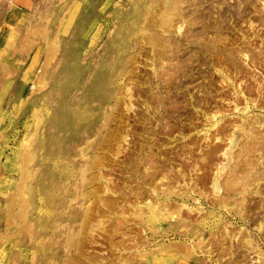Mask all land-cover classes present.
Wrapping results in <instances>:
<instances>
[{
  "label": "rangeland",
  "instance_id": "rangeland-1",
  "mask_svg": "<svg viewBox=\"0 0 264 264\" xmlns=\"http://www.w3.org/2000/svg\"><path fill=\"white\" fill-rule=\"evenodd\" d=\"M174 1L0 0V72L7 73L6 78L1 81L2 83L0 82V264H70L71 262L68 263L70 257L78 260L71 264H121L120 259H117L120 254L122 257L124 256L123 259H129L126 264H141V262L132 259L134 254L148 255L147 258L167 257L166 259L171 260L172 264H213L212 261L210 263V259H214V256H207L206 250L202 249L204 246L197 248L198 245L203 242L206 244L212 238L207 234L202 239L201 231L206 233L214 228L222 230L225 225L234 231L238 230L237 234L241 239L243 238V241L251 240L257 248L264 251V157L261 158L264 156V148H262L264 143L262 146L260 144L257 146V149L261 148L257 150L259 153L248 157L246 145L244 146L246 134L242 130H250L249 126L238 129L235 142L230 140V136L223 137L218 141L214 138L217 130L227 128L229 125L231 127V124H236L235 129H237L241 123L240 120L249 121L252 117L256 119V123L253 125L254 134L257 131L262 132L263 135L264 104L257 106L256 102H252L250 104L252 108H246L245 102L240 101L241 111L235 113L234 106L228 103L229 101L222 102V98L231 97V89L226 88L225 85H218L222 77L215 68L224 71L225 64H217L218 66L216 65L215 68L207 64L206 58L204 59L200 54V46H197L199 44L193 43L197 38L196 35L200 37L202 33H207V40L215 39L213 37L216 33L210 29L207 31L206 26L210 20L214 21V16L221 14L224 17L223 22L220 23L223 31L218 39L222 40V44L229 43L225 44L227 47L235 46L236 43L243 44L242 35L246 33V37L251 38L252 44L254 43L257 47L259 44L264 48V33L261 30L262 27L256 22V17L260 16L257 13L261 11L262 7L259 6L261 4L254 0H198L197 4H194L196 2L189 3L190 0L188 2L187 0H177L176 4ZM175 5L176 9H174ZM243 5H249V8ZM244 8H247V15L243 17V20H238L239 16L243 15V13L239 15L238 12L244 11ZM260 14L264 16V11ZM194 16L197 17L196 22ZM252 22L254 25L250 29ZM98 26L101 30V37L106 31L113 34L112 38L106 37V41H110L111 44L105 45L103 50L97 47L96 49L89 42L91 38L97 40L96 34L100 33L97 32ZM154 37L163 38L170 45L180 44L179 51L176 52L177 54L175 53L176 55L174 54V58L169 56V58L164 57L162 62L155 61V49L150 42V39L152 40ZM110 47L113 48L112 53L106 50ZM194 54L198 56V60ZM177 55L187 63V71H183L184 73L175 72V66L180 59ZM91 62L92 65H95L96 62L100 65L105 64L107 67L105 72L109 71L108 80L103 83L105 88L101 91L102 97L107 96L110 102L109 125L99 132L105 123L99 121L89 124L91 130L89 135L91 136L87 135L88 139L85 137L69 147L61 145L59 159L53 162L54 148L50 135L52 133L51 125L55 119L51 116V110L57 107L60 102L72 108L77 106L80 101L83 102L82 97L86 95L87 90H77L76 83L78 82L75 78L83 73L82 70L85 71V74L87 73L86 78H89L92 71L86 67ZM154 63L156 64L153 65ZM43 66L45 71H42ZM69 70L71 71L69 72ZM43 72L44 74H42ZM95 73L97 74V72ZM208 74L214 76L213 81L210 77H206ZM255 74L261 81L264 68L261 67ZM40 76L42 77L40 78ZM58 76L61 77L60 81L62 82H58ZM234 80L236 83L247 80L248 83L251 82V85H255L250 78ZM163 81H165V85H161L160 88L158 84ZM243 86L245 90V83ZM154 88L155 91L158 89L157 91H161V94L165 96L171 92V94L169 93L170 97L175 98L176 102L165 103L157 107V102L146 101L144 94L139 95L140 91L154 90ZM41 89L43 90L41 91ZM83 93L84 95H82ZM129 93L133 94H130L132 97L128 95ZM257 96L253 90L252 97L251 95L250 97L255 99ZM199 97H203L205 101L196 102V98ZM43 100H45L44 104ZM130 101L132 109H129ZM98 105L96 103L94 106ZM147 105L151 107L149 110L152 112L147 110ZM217 106L224 113L223 117L217 123H215L216 120L207 121L205 114L207 116L217 115ZM45 112L48 113L46 116L48 118L42 124ZM154 114L156 117L153 116ZM146 118L150 119V123L146 122ZM59 123L63 130L59 134L63 138L69 128L65 126V122L59 121ZM74 123L81 122L75 121ZM206 129L210 130L207 137L209 140L205 139ZM127 134L126 142L121 136ZM112 135L114 137L116 135V137L114 138ZM162 142L163 144H161ZM145 143L156 144L153 148V155L161 156L162 153H166V156L174 163L170 167L174 174L167 171L168 174L172 173L169 176L173 178L170 184L165 183L162 187L159 185V188L165 187L163 189H166V185L169 187L171 185L173 190L175 189L173 191L170 187L173 195L168 193L163 198L151 196L148 199L153 200H150L153 203L156 201L157 204H164L166 201L165 203L169 204L171 208L173 206L172 210L181 208L182 215L174 218L173 222L164 224L159 223L156 217L151 219L153 221L149 219V222L148 219L142 221L139 218L135 221L133 218H128L127 221H121L118 224L119 221L116 217H108L110 213L105 211L104 204L118 202L116 196H119L120 189L122 188V191L127 187L126 185L137 183L135 177L137 178L138 170L135 169V165L127 168L126 166L121 167V164H125L124 160L130 155V158H135L139 153H141V157L147 156L144 153L147 151L140 149V146L145 147ZM255 143L253 141L251 146H254ZM214 144L223 146L225 149V152L219 153V157L215 160L217 166L215 164L211 166L212 171L215 170L213 173L215 174L218 170V174L214 175L211 171L213 175L210 174L209 177H212V181L208 180L209 184L206 182L204 185H197L196 190H193L194 182L203 176V169L199 172V168H197V171L189 174L188 168L192 166L191 163H187L190 160V153H192L193 159H197L200 168H203L201 163L202 158L205 157L203 152L213 147ZM210 145L212 146L210 147ZM118 148H121L122 153L117 157L115 155L118 154ZM145 150L147 149L145 148ZM178 154L180 157H184L183 162L180 158L177 160ZM245 156L247 157L245 158ZM99 158L103 159L102 162L105 163L101 168L99 164L94 165ZM251 158L255 164L247 166L243 172L240 165ZM174 161H177L178 164ZM185 161L188 166L186 173L188 172L189 175L186 182H192L193 186L190 188L194 191H192L193 195L186 197L185 201L194 209L204 208V210H199L200 212L197 213L192 212V214H188L185 208L180 207L183 202L180 200L182 198H178L179 195L188 192L180 174L177 173L179 169H182L181 164H184ZM86 162L93 166L85 177L86 181L84 180L82 184L83 175L81 172H83ZM211 167L208 168L211 169ZM64 168L67 170L65 171ZM53 169L54 174L49 178L48 173ZM72 169L74 170L72 171ZM60 173L67 175L66 178H59L58 174ZM99 174L104 179L100 180ZM214 178L217 182V189L213 185ZM107 179H111L115 188L111 183L109 184ZM58 183L61 189L69 188L68 196L67 192H64V196H66L64 201L63 194H58L56 191ZM157 183H160V180ZM107 184L110 185V189H114L113 193L106 191ZM238 190L241 192L239 191V193ZM225 193L231 197H225ZM80 195L86 196L84 202L78 201ZM62 196V201L59 202ZM221 198H225L222 201L226 203L222 207L218 205ZM230 199L233 202L229 203ZM145 200L140 201L146 202ZM213 200L217 203L215 204ZM143 202L142 204H144ZM135 204L137 203L132 202V205ZM98 209L103 218L96 216L85 222L90 211L96 212ZM251 210L253 211L251 212ZM113 211L121 213L119 209H113ZM126 212L129 214L132 211ZM147 212H149L148 209ZM150 213L153 215V211ZM186 218L191 221V224L185 223ZM108 219L113 221L112 229L110 226L109 228L106 226L112 224H109ZM178 219L180 220L178 221ZM176 221L177 223H174ZM190 227H193V230ZM136 228L138 230H135ZM79 230L80 234H78ZM147 231L150 234L147 235ZM130 235H137L135 241H138L135 244L129 240L132 239ZM123 236L126 242L123 240ZM126 236L128 237L126 238ZM197 236L199 237L197 238ZM81 241L84 243L79 249ZM116 241L120 243L119 246ZM164 242L171 244L172 249L175 248V242H187L196 248L188 252L189 254L181 249L176 251L175 255L170 254L171 252L163 254L158 248ZM242 245H244L243 248H249L246 243H242ZM164 249L167 250V248ZM88 256L92 258L89 257L91 260L87 262ZM93 257H95L94 260H92ZM252 257L253 260L257 259V256L253 255ZM156 262L158 263V260Z\"/></svg>",
  "mask_w": 264,
  "mask_h": 264
},
{
  "label": "bare ground",
  "instance_id": "bare-ground-1",
  "mask_svg": "<svg viewBox=\"0 0 264 264\" xmlns=\"http://www.w3.org/2000/svg\"><path fill=\"white\" fill-rule=\"evenodd\" d=\"M175 1H177V0H175ZM174 1V2H175ZM189 0H187V2H188ZM196 1H198V0H190V2L189 3H191V2H196ZM249 1H252V0H249ZM249 1H246V2H249ZM178 2V1H177ZM177 2H175V4L177 3ZM186 2V3H187ZM254 2H259L261 5H259V6H261L262 8H261V11H260V13L262 12V11H264V0H254ZM251 3V2H250ZM256 3V4H257ZM194 4H197V2L196 3H194ZM193 4V5H194ZM255 4V3H254ZM253 4V5H254ZM174 5V4H173ZM243 6H247V8H249L248 6L249 5H243ZM255 6V5H254ZM258 6V5H257ZM173 7V6H172ZM256 7V6H255ZM247 8H244L245 10L244 11H240V12H238L239 13V15H241L242 13H243V15L242 16H239V19L238 20H243V17H245L246 15H247ZM256 8H258V7H256ZM174 9H176V5L174 6ZM238 10V9H237ZM179 11V10H178ZM250 13V12H249ZM259 12L257 13V14H259L260 16L259 17H256V22L259 24V26H261L262 28H261V30L263 31V33H264V16L262 15L261 16V14H260ZM96 14V13H95ZM216 14H217V12H216ZM214 16V15H213ZM212 16V17H213ZM252 16V15H251ZM201 17V16H200ZM194 18H195V22H196V19H197V17H195L194 16ZM209 18V17H208ZM223 18L224 17H222V15L221 14H217L216 16H214V21H212V20H210V22L208 23V25L206 26V30L207 31H209L208 29H210L211 31H214L215 33H216V35H214V37L213 38H215L214 40H207V38H208V36L206 35L207 33H202L201 35H200V37L198 36V35H196V39H195V41L193 42V41H191V42H193V43H196V45L197 44H199V45H197V46H200V54L204 57V59L206 58V63L207 64H209V65H211L212 67H214L215 68V66L217 65V64H225V67L224 68H226L224 71H222V70H218V68H215L216 69V71L217 72H219L220 73V76L222 77V80L220 81V83L218 84V85H222V86H226V88L228 87L229 89H231V91L230 90H228V91H230V98H222L221 99V97H220V99L222 100V102L223 101H229L228 103H230L231 105H233L234 106V112L235 113H237V112H240L241 111V108H240V106H239V103H240V101H244L245 102V104H246V108H252L251 107V103L252 102H256L257 103V106H258V104H260V105H262L263 106V104H264V75H261V81L259 80V78H257V74H255V72L258 70V69H260L261 67H263L264 68V48H262V46L260 47V45L258 44V47L257 46H255V44L253 43H251V38L250 39H248L249 37H246L247 35H246V33H244L243 35H242V39H243V44H240V43H236V45L235 46H230V47H227V45H225V44H229V43H223L222 44V40L221 39H218V38H220V36H221V32L223 31V29L221 28L222 27V25L220 24L221 22H223ZM210 19V18H209ZM247 19V18H246ZM200 20V19H199ZM211 21H212V24H211ZM246 21V20H245ZM249 21V20H248ZM106 22V21H105ZM214 22H215V24H214ZM62 23V22H61ZM60 23V24H61ZM165 23V22H164ZM169 23V22H168ZM198 23H199V21H198ZM255 23V22H254ZM256 24V23H255ZM257 24V25H258ZM163 25V24H162ZM224 25V24H223ZM253 22L252 23H250V29H252L253 28ZM60 26V25H59ZM100 26V25H99ZM99 26H98V30H97V32L99 31L100 33L97 35L96 33V37H97V40H94L93 38H91L90 40H89V42H91V45L93 44V47H97V48H100V49H104L105 48V45H107L108 43H110V41L108 42V41H106V37L108 36L109 38H112V35L113 34H111V32L109 31L108 33H107V31H106V33L104 32V34H102V37H101V30H99ZM241 26V25H240ZM243 27V26H242ZM252 27V28H251ZM167 28V27H166ZM255 28V27H254ZM101 29V28H100ZM204 30V29H203ZM226 30V29H225ZM199 32V31H198ZM203 32V31H202ZM245 32V31H244ZM248 32V31H247ZM196 33V32H195ZM191 34H194V33H191ZM206 36H205V35ZM214 34V33H213ZM248 34V33H247ZM57 35H58V33H57ZM82 35V34H81ZM204 35V36H203ZM202 36V37H201ZM261 36V35H260ZM115 37V36H114ZM229 38V37H228ZM261 38V37H260ZM231 39V38H230ZM227 40H229V39H227ZM239 40V39H238ZM150 42H151V46L152 47H154L153 49H155V52H154V54H155V57H156V59H155V61H161L162 62V60H163V58L164 57H168L169 58V56L171 57H173L174 56V54L177 52V51H179L178 49H179V47H180V44H177L176 43V45L175 44H173V45H170V43L168 42V41H165L163 38H160V37H154V39L152 38V40L150 39ZM190 42V43H191ZM237 42V41H236ZM264 42V41H263ZM111 44V43H110ZM109 44V45H110ZM172 44V43H171ZM232 44V43H231ZM263 44V43H262ZM261 44V45H262ZM113 45V44H112ZM192 45V44H191ZM194 45V44H193ZM232 45H234V43L232 44ZM195 46V45H194ZM264 46V45H263ZM174 47V48H173ZM96 48V49H97ZM51 49V48H50ZM86 49H88L87 47H86ZM85 49V50H86ZM57 50V49H56ZM107 50V52H110V53H112L113 52V48L112 47H110L109 49H106ZM54 51V50H53ZM87 52V51H86ZM102 52V51H101ZM100 52V53H101ZM42 53V52H41ZM178 53V52H177ZM176 53V54H177ZM175 54V55H176ZM198 54V53H197ZM195 55V54H194ZM51 56V55H50ZM54 56V55H53ZM75 56V55H74ZM178 56V55H177ZM193 56V55H192ZM240 56V57H239ZM46 57V56H45ZM49 56H47V58H48ZM55 57V56H54ZM179 57V56H178ZM195 57L197 58L198 56L197 55H195ZM174 58V57H173ZM180 58V57H179ZM178 58V59H179ZM242 58V59H241ZM49 59V58H48ZM47 59V60H48ZM190 59V58H189ZM188 59V60H189ZM185 60H187V59H185ZM190 60H193L192 58L190 59ZM197 60H198V58H197ZM46 63V62H45ZM157 63V62H156ZM156 63H154L153 65H155ZM205 63V64H206ZM73 64H74V62H73ZM94 64V63H93ZM47 65H49L48 63H47ZM71 65V64H70ZM108 65V64H107ZM158 65V64H157ZM187 65V63H186V61H184V60H182L181 58L178 60V63L176 64V66H175V72L176 71H178V72H183V71H187L186 70V66ZM45 66V65H44ZM43 66V68H42V71H45L44 69H45V67ZM218 66V65H217ZM221 66V65H220ZM46 68H48V67H46ZM87 69H89V70H91L92 72H91V76H89V78H86L87 77V73L85 74V71L84 70H82L83 71V73L82 74H80L79 75V77H77V78H75L76 79V82H78V83H76L77 84V90H87V93H86V95H84V93L82 94V95H84L82 98H83V102H81L80 101V103L79 104H77V106H73L74 108H72L71 106H67L66 104H64L63 102L61 103H59L58 104V106L57 107H55L54 109H52L51 110V116L55 119V120H53V122H52V125H51V129H52V133H51V135H50V138H51V141H52V144H53V152H52V158H53V162L54 161H56V160H58L59 159V156H60V151H59V149H61V145H65V146H71V145H74L75 143H78L79 141H81L83 138H85L87 135H89V134H91L90 132H91V130L89 129V124H91V123H97V122H99V121H101V122H103V123H105V125H104V127L102 128V129H100V131L99 132H101L103 129H105L108 125H109V122H110V116L108 115V113H109V111H110V109H111V107H110V105H109V101H108V98H107V96H105V97H102V95H101V91H103L104 90V88H105V86H103L104 84V82L106 83V81L108 80V72L109 71H107V72H105V68H107V67H105V64H102V65H100V63H97L96 62V64L95 65H92V62H91V64H89L88 65V67H86ZM117 69V68H116ZM115 69V70H116ZM71 70H69V72H70ZM81 71V72H82ZM80 72V73H81ZM95 72H97V74L95 73ZM78 73V72H77ZM115 73H116V71H115ZM184 73V72H183ZM6 72H0V82L3 80V79H5L6 78ZM42 74H44V72L42 73ZM85 74V75H84ZM112 74V73H111ZM204 74V73H203ZM41 75V74H40ZM179 75V74H178ZM182 76V75H181ZM204 76H205V74H204ZM42 76H40V78H41ZM46 77V76H45ZM206 77H210L211 78V80L212 79H214L213 77L214 76H212L211 74H208V76H206ZM220 77V78H221ZM61 77L60 76H58V82L61 80L60 79ZM78 78H79V81H78ZM179 78V77H178ZM237 78H243V79H247V78H250V80H252V81H254V83H255V85H251L250 83H248L249 81H247L246 80V82H244V81H242L241 83H236L235 82V80L234 79H237ZM41 81V80H40ZM65 81V80H64ZM213 81V80H212ZM60 82H62V81H60ZM167 82V81H166ZM245 83V90H244V86H243V84ZM2 83V82H1ZM148 83V82H147ZM211 83V82H210ZM214 83H216V82H214ZM254 83H252V84H254ZM40 84H42V83H40ZM167 84V83H166ZM150 85V84H149ZM156 85V84H155ZM161 85L163 86V85H165V81H163V82H160L159 84H158V86H160V88H161ZM76 86V85H75ZM242 86H243V88H242ZM204 87V86H203ZM210 87V86H209ZM1 88V87H0ZM7 90V89H6ZM43 89H41V91H42ZM158 90V89H157ZM155 91V88H154V90H148V91H140V93H139V95H142V94H144V96H145V98H146V101H153V102H157L158 104H157V107H158V105H163V104H165V103H171V102H173V101H175V98L173 99L172 97H170V94H171V92H169L168 94H166V92H168V91H166L165 92V94H166V96L165 95H163V94H161V91L159 92V91ZM255 91L256 93H257V98H255V99H252L251 97H252V91ZM38 91V90H37ZM39 91H40V89H39ZM129 91V90H128ZM199 91V90H198ZM205 91V90H204ZM36 92V91H35ZM209 92V91H208ZM214 92V91H213ZM106 93V90L104 91V94ZM163 93V92H162ZM207 93V92H206ZM211 93V92H210ZM223 93V92H222ZM251 93V94H250ZM131 93H129L128 95L130 96V97H132L131 95H133V94H131ZM212 94V93H211ZM215 94V93H214ZM206 95V94H205ZM208 95V94H207ZM206 95V96H207ZM250 95H251V97H250ZM254 95V94H253ZM199 96V95H198ZM204 96V95H203ZM214 96V95H213ZM81 97V96H80ZM210 97V96H209ZM229 97V96H228ZM81 98V99H82ZM206 98V97H205ZM254 98V97H253ZM212 99V98H211ZM51 100V99H50ZM131 100V99H130ZM142 100V99H141ZM145 100V99H144ZM206 100H207V98H206ZM210 100V99H209ZM218 100V99H217ZM47 101V100H46ZM185 101V100H184ZM198 101V103H202L203 101H205L204 99H203V97H199V98H196V102ZM44 102H45V100H43V104H44ZM141 102V101H140ZM176 102V101H175ZM174 102V103H175ZM96 103H98L99 105L98 106H94V105H96ZM132 102L130 101V103H129V109H132V104H131ZM143 103V102H142ZM147 103V102H146ZM145 103V104H146ZM182 103V102H181ZM226 103V102H225ZM255 103V104H256ZM51 104V103H50ZM154 104V103H153ZM241 104V103H240ZM185 105V104H184ZM203 105V104H202ZM254 105V104H253ZM168 106V105H167ZM166 106V107H167ZM186 106V105H185ZM208 106V105H207ZM222 106V105H221ZM147 110H149V109H151V107L149 106V105H147ZM217 108H218V106H217ZM175 109V108H174ZM120 110V109H119ZM44 111H45V109H44ZM149 111H151V110H149ZM156 111V110H155ZM148 112V111H147ZM152 112V111H151ZM158 112V111H157ZM156 113V112H155ZM158 113H160V112H158ZM217 113L218 114H220V115H213V114H211L210 116H207L206 114H205V117H206V119H207V121H214V120H216L215 121V123H217L218 122V120H220V118L221 117H223V115H224V113L221 111V108L219 109L218 108V110H217ZM44 114V120H42V124L43 123H45V119H47L46 118V116H48V113L46 114V112L45 113H43ZM222 114V115H221ZM158 115V114H157ZM153 116H155L156 117V114H154ZM147 117V116H146ZM27 118V117H26ZM161 118V117H160ZM114 120V119H113ZM144 120H145V118H144ZM160 120V119H159ZM162 120V119H161ZM58 121V122H57ZM59 121H63V122H65V126H67L68 128H69V130L68 131H66L65 132V135L63 136V138H61L60 137V132L61 131H63V130H61L62 128H61V126H60V123H59ZM81 122V123H74V122ZM191 121V120H190ZM241 121V123H240V125H238V128L237 129H235V126H237L236 124H231L232 126L230 127V125H229V127H230V129H229V127H224V128H222L221 130H217V132H216V135H215V140H220L221 138H223V137H227V136H230L231 138H230V140L232 141V142H235V141H237L236 140V135H237V131H238V129H240V128H242V129H244L243 128V126H245V127H247V126H249L248 128L250 129V130H242V131H244V134H246V137H245V144H244V146L246 147V149H247V153H246V155L249 157V156H252V154H254V156H255V153L257 154V153H259L257 150H260L259 148L257 149V146H259V144L262 146L263 145V143H264V134L262 135V132H257V131H255L256 132V134H254V131H253V125H254V123H256V119H254L253 117L251 118V119H249V121L248 120H240ZM129 122V121H128ZM146 122H148V123H150V119H147L146 118ZM159 122H161V121H159ZM261 122V121H260ZM115 123V122H114ZM259 123V122H258ZM203 125H206V124H203ZM212 125V124H211ZM213 125H215V124H213ZM212 125V126H213ZM44 127V126H43ZM43 127L41 128L42 129V131H43ZM66 127V128H67ZM197 127V126H196ZM180 129V128H179ZM185 129V128H184ZM116 130V129H115ZM41 131V130H40ZM41 131V132H42ZM117 131V130H116ZM183 131V130H182ZM209 131L210 130H208V129H206L205 130V136H206V138L205 139H208L207 137H208V133H209ZM128 132V131H127ZM135 132V131H134ZM119 133V132H118ZM140 133V132H139ZM142 133V132H141ZM239 133V132H238ZM40 135H42L41 133H40ZM101 135V134H100ZM119 135V134H118ZM89 136H91V135H89ZM113 136V135H112ZM127 136H128V134L127 135H125V136H121V137H123L122 139H123V141H126L127 140ZM144 136V135H143ZM222 136V137H221ZM114 137V136H113ZM115 137H116V135H115ZM114 137V138H115ZM87 138V137H86ZM114 138H113V140H114ZM210 138V137H209ZM88 139V138H87ZM110 139V138H109ZM151 139V138H150ZM156 139V138H155ZM40 140H41V137H40ZM152 140H154V138H152ZM209 140V139H208ZM256 140V141H255ZM115 141H117V140H115ZM114 141V142H115ZM121 141V140H120ZM119 141V142H120ZM211 141V140H210ZM252 141V142H251ZM253 141H254V143H255V145L252 147L251 146V143H253ZM106 142V141H105ZM111 142V141H110ZM127 142V141H126ZM198 142V141H197ZM222 142V141H221ZM83 143V142H82ZM86 143H87V141H86ZM89 143V142H88ZM199 143V142H198ZM107 144V143H106ZM161 144H163V142L161 143ZM160 144V145H161ZM192 144V143H191ZM248 144V145H247ZM44 145V144H43ZM82 145V144H81ZM87 145V144H86ZM99 145H102V144H99ZM198 145V144H197ZM215 145V146H214ZM213 145V147H211L212 145H210V147L211 148H209V149H207V151H205V152H203V155L205 156V157H203L202 158V160H201V163H202V167L203 168H200V165H199V163L195 160V158L193 159L191 156V154L192 153H190V156H189V159L191 160V159H193L192 160V162H190V160L187 162V161H185V163L184 164H181L183 167H181L182 169H179L178 170V175L180 174V178H181V180L183 181V183H184V185L187 187L186 189H187V191L188 192H186V193H183V194H181V196L179 195L178 196V198H182V199H180L183 203L180 205V207H183V208H185V210L188 212V214H192V212H200V211H202V210H204V208H200L199 210H197V209H194V208H192L191 207V205H189V204H187V202L185 201V199H187L186 197H188L189 195H193V190H196V186L198 185H200V184H202V185H204V183H206L208 180L210 181H212V177H209V175L211 174V171H212V165L213 164H215L216 165V163H215V160L219 157V153H222V152H225V149L223 148V146H220V145H217V144H214ZM231 145H233V144H231ZM80 146V145H79ZM107 146V145H106ZM110 146V145H109ZM140 146V145H139ZM145 147L143 148V147H141L140 146V149H144L143 151H147V152H144L145 153V155H147V156H143V157H141L142 155H141V153H139L137 156H135V158H130L131 157V155H130V157H128V158H126L125 160H124V163L125 164H121V167H124V166H126L127 168H130V166L131 165H135V169H137L138 171H137V178L135 177V180H136V182L137 183H135V184H131V185H126L127 187H123L124 189L121 191V189H120V192H118V197L116 196V198H117V200H118V202H116V203H106V205L104 204V206H105V211H108L110 214L108 215V217L110 216V218H117V220L119 221L118 222V224H120L121 223V221H127V219L128 218H133L135 221H136V219H139L140 218V220H147L148 219V222H149V219L151 220L152 218H157L158 220H159V223H168V222H170V221H172L174 218H176L177 216H181L182 214L180 213V209H178V210H172V208H173V206H172V208L170 207V205L169 204H166L165 202H164V204H157V202L156 201H154L155 203H153V202H151V201H153V200H151V199H148V198H151V196H161L162 198L163 197H165L168 193H170V194H172L173 195V192L170 190V187H171V185H170V187L169 186H167L166 185V189H163V188H165V187H163V188H159V185L162 187V185H164L165 183L167 184V183H169L170 184V181H172V177H169V176H171L170 174H172L173 172V170L171 171V169H170V167H171V165L172 164H174L173 163V161L169 158V157H167L166 155V153H162L161 154V156L160 155H158V154H154L153 155V148H154V146H156V144H154V143H152V144H150V143H148V144H146L145 143V145H144ZM192 146V145H191ZM195 146V145H194ZM207 146V145H206ZM93 147V146H92ZM121 147V146H120ZM196 147V146H195ZM43 148V147H42ZM104 148V147H103ZM108 148V147H107ZM106 148V149H107ZM115 148V147H114ZM145 148L147 149V150H145ZM262 148H264V145L262 146ZM102 149V148H101ZM119 149V151H118V154L117 155H115V156H119V154H121L122 153V150H120L121 148H118ZM244 149V148H243ZM84 150H86V149H84ZM105 150V149H104ZM110 150V149H109ZM113 150H115V149H113ZM190 150V149H189ZM139 151V150H138ZM142 151V150H141ZM142 151V152H143ZM264 151V150H263ZM112 152V151H111ZM114 152V151H113ZM150 152L152 153L151 155H150ZM41 153V152H40ZM161 153V152H160ZM42 154V153H41ZM40 154V155H41ZM137 154V153H136ZM163 154H165V155H163ZM176 154V153H175ZM245 154V153H244ZM156 155V156H155ZM104 156V155H103ZM178 156V158H177V160L180 158V160H182V159H184V157H180L179 156V154L177 155ZM247 156H245V158L247 157ZM40 157V156H39ZM175 157H176V155H175ZM253 157V156H252ZM264 156H262L261 158H263ZM41 158V157H40ZM104 158V157H103ZM255 158V157H254ZM8 159V158H7ZM46 159V158H45ZM71 159V158H70ZM154 159V160H153ZM227 159H229V158H227ZM102 160L103 159H98L95 163H94V165L96 166V165H100V168H101V166L103 167L104 165H103V163L104 162H102ZM175 160V159H174ZM180 160H179V162H180ZM195 160V161H194ZM252 160V161H251ZM130 161V162H129ZM184 160H182L181 162H183ZM220 161V160H219ZM218 161V162H219ZM254 160L251 158V159H248V160H245L244 161V163H242V165H240V169L243 171V170H245L246 168H247V166H251V165H254L255 164V162H253ZM31 162V161H30ZM106 162V161H105ZM174 162H176L177 163V161H174ZM191 163L192 164V166L190 167V168H188V170H189V174H191L193 171H195L197 168H199V172H200V170H202L203 169V176L202 177H200L197 181H195L194 179V183H195V187H193V190L190 188V186H193V184H192V182L191 183H187L186 182V179H187V176H189L188 175V172L186 173V171H187V167L188 166H186V164L187 163ZM214 162V163H213ZM241 162V161H240ZM262 162V161H261ZM107 164H108V162H106ZM110 163V162H109ZM175 163V164H176ZM85 164V167H84V169L82 170L83 172H81L82 173V177H83V179H82V184H83V182H84V180L86 179L85 177L87 176V174H88V171H90V169H91V167L93 166L91 163H89V162H86V163H84ZM105 164V163H104ZM178 164V163H177ZM190 164V165H191ZM220 164V163H219ZM110 165V164H109ZM237 165H239V164H237ZM260 165V164H259ZM64 166V165H63ZM217 166V165H216ZM215 166V169L217 170V167ZM69 167V166H68ZM99 167V166H98ZM97 167V168H98ZM211 167V169H209V168ZM239 167V166H238ZM56 168H57V164H56ZM119 168V167H118ZM219 168H222V167H219ZM115 169H117V168H115ZM120 169V168H119ZM135 169H133V170H135ZM239 169V170H240ZM257 169V168H256ZM64 170H65V168H64ZM67 170V169H66ZM65 170V171H66ZM74 169H72V171H73ZM118 170V169H117ZM121 170V169H120ZM131 170V169H130ZM238 170V171H239ZM167 171H170V172H172V173H170V174H168L167 173ZM197 171V170H196ZM213 171H215V170H213ZM213 171H212V173H213ZM241 171V172H242ZM59 172V171H58ZM134 172V171H133ZM217 172V173H216ZM215 172V174L214 175H216V174H218V170ZM240 172V173H241ZM244 172V171H243ZM72 173V172H71ZM70 173V174H71ZM124 173V172H123ZM176 173V174H177ZM201 173H202V171H201ZM254 173V172H253ZM53 174H54V169L51 171V172H49L48 173V177L50 178V177H52L53 176ZM80 174V173H79ZM97 174V173H96ZM102 174V173H101ZM101 174H99V176H98V178L100 179V180H102V179H104L103 178V176L101 175ZM174 174V173H173ZM175 174V175H176ZM213 174H211V175H213ZM246 174V173H245ZM251 175H252V173H250ZM120 175V174H119ZM129 175V174H128ZM127 175V176H128ZM250 175V176H251ZM58 176H60L59 178H66V176L67 175H65V174H58ZM69 176V175H68ZM133 176V175H132ZM135 176V175H134ZM218 177V176H217ZM238 178V177H237ZM40 179V178H39ZM106 179V178H105ZM124 179V178H123ZM175 179H176V177H175ZM196 179V178H195ZM249 179V178H248ZM27 180V179H26ZM29 180V179H28ZM61 180V179H60ZM64 180V179H63ZM97 180V179H96ZM108 180V179H107ZM133 180V179H132ZM160 180V183H157L158 181ZM180 180V179H179ZM178 180V181H179ZM190 180H192V179H190ZM224 180V179H223ZM223 180H222V182H223ZM59 181V180H58ZM86 181V180H85ZM109 181V184L111 183L112 184V186H114L113 185V182L111 181V179L110 180H108ZM130 181V180H129ZM178 181H176V182H178ZM210 181V182H211ZM64 182V181H63ZM128 182V181H127ZM133 182V181H132ZM60 183V182H59ZM57 184L56 185V191H57V193L59 194H63V196L65 195L64 194V192H67L66 194H67V196L69 195V188H66V187H64V189H61V188H59V185L60 184ZM70 183V182H69ZM130 183V182H129ZM175 183V182H174ZM182 183V182H181ZM208 183V182H207ZM236 183V182H235ZM248 183V182H247ZM250 183V182H249ZM32 184V183H31ZM115 185H116V183H114ZM124 184V183H123ZM172 184V183H171ZM209 184V183H208ZM119 185V184H118ZM117 185V186H118ZM201 185V186H202ZM212 185V184H211ZM213 185H215V187L214 188H216L217 189V182H216V179L214 178L213 179ZM225 185V184H224ZM110 186V185H109ZM109 186H108V184L106 185V191L107 192H114L112 189H110L109 188ZM123 186V185H122ZM222 186V185H221ZM227 186V185H226ZM241 186V185H240ZM114 188H115V186H114ZM195 188V189H194ZM222 188V187H221ZM260 188V187H259ZM21 189V188H20ZM58 189V190H57ZM159 189V190H158ZM171 189L173 190V188L171 187ZM237 189V188H236ZM55 190V189H54ZM259 190V189H258ZM173 191H175V189L173 190ZM193 191V192H192ZM227 191H229V190H227ZM240 190H238V192H239ZM247 191V190H246ZM196 192V191H195ZM203 192V191H202ZM237 192V193H238ZM241 192V191H240ZM239 192V193H240ZM243 192V191H242ZM116 193V192H115ZM175 193V192H174ZM229 194H230V192H229ZM116 195H117V193H116ZM176 195V194H175ZM226 195V196H225ZM225 197H231V196H227L228 194L227 193H225ZM231 195V194H230ZM233 195V194H232ZM238 195V194H237ZM63 196L60 198V200H59V202H61L62 201V198H63ZM177 196V195H176ZM185 196V197H184ZM169 197V196H168ZM235 197V196H234ZM115 198V199H116ZM220 198V197H219ZM66 199V196H64V198H63V201ZM85 199H86V196L85 195H80L79 197H78V201H80V202H84L85 201ZM107 199V198H106ZM110 199V198H109ZM133 199V200H132ZM144 199H146L145 201L146 202H143V201H140V200H144ZM211 199V198H210ZM216 199V201H217V198H215ZM236 199V198H235ZM111 200H114V198L112 199L111 198ZM116 200V201H117ZM151 200V201H150ZM155 200V199H154ZM157 200V199H156ZM175 200V199H174ZM219 200V199H218ZM222 200H225V198H221V201H219L220 203L218 204L220 207H222V206H225L226 205V203L224 202V201H222ZM232 199H230L229 201V203H231V202H233V201H231ZM105 201V200H104ZM170 201V200H169ZM172 201V200H171ZM213 201H215V200H213ZM215 201V204L218 202H216ZM249 201V200H248ZM252 201V200H251ZM76 202V201H75ZM122 203L121 205L119 204V203ZM132 202H135V203H137V204H135V205H132ZM142 202L144 203V204H142ZM119 204V206H118V204ZM247 203V202H246ZM249 203V202H248ZM115 204H116V206H115ZM134 204V203H133ZM249 204H255V203H249ZM82 205V204H81ZM80 205V206H81ZM237 205V204H236ZM235 205V206H236ZM245 205V204H244ZM200 206V205H199ZM211 206V205H210ZM214 206H216V205H214ZM82 207V206H81ZM200 207H202V206H200ZM99 208V207H98ZM212 208V207H211ZM235 208V207H234ZM244 208V207H243ZM257 208H259V206L257 205ZM113 209H116V210H118L119 209V211H121V213L119 212L118 213V211H113ZM147 209H148V211L149 212H147ZM247 209V208H246ZM248 209H250L249 207H248ZM254 209V208H253ZM101 210H104V209H101ZM132 211V212H130L129 214L126 212V211ZM225 210V209H224ZM256 210V209H255ZM151 211H153V215L150 213ZM220 211V210H219ZM234 211V210H233ZM247 211V210H246ZM253 210H251V212H252ZM257 211V210H256ZM91 213H90V215L86 218V221L85 222H87V221H89L90 219H92L93 217H96V216H101L100 214H101V212H100V210L98 209L96 212L94 211V212H92V211H90ZM237 212V211H236ZM250 212V211H249ZM105 213V212H104ZM107 213V212H106ZM128 215H127V214ZM253 213H255V212H253ZM103 214V213H102ZM113 215V216H112ZM247 215H248V213H247ZM250 215V214H249ZM105 216V215H104ZM244 216V215H243ZM102 218H103V216H101ZM246 217V216H245ZM250 217H252V216H250ZM249 217V218H250ZM203 218V217H202ZM222 218V217H221ZM187 219V221H185V223H188V224H191V221L190 220H188V218H186ZM189 219H191V218H189ZM198 219V218H197ZM200 219V218H199ZM242 219V218H241ZM251 219V218H250ZM94 220V219H93ZM103 220V219H102ZM131 220V219H130ZM155 220V219H154ZM180 219H178V221H179ZM193 220V219H192ZM247 220V219H246ZM105 221V220H104ZM108 221H109V224L110 223H112L113 221H112V219H108ZM132 221V220H131ZM130 221V222H131ZM139 221V220H138ZM151 221H153V220H151ZM156 221V220H155ZM175 221V220H174ZM200 221V220H199ZM215 221V220H214ZM242 221V220H241ZM103 222V221H102ZM128 222H129V220H128ZM140 222V221H139ZM173 222V221H172ZM183 222V221H182ZM99 223V222H98ZM117 223V222H116ZM174 223H177V221L176 222H174ZM198 223H200V222H198ZM197 223V224H198ZM209 223V222H208ZM136 224V223H135ZM206 224V223H205ZM226 224V223H225ZM247 224V223H246ZM111 225H113V223L112 224H110V225H106L108 228H109V226L111 227ZM123 225V224H122ZM122 225H121V227H122ZM127 225V224H126ZM125 225V226H126ZM186 225V224H185ZM193 225V224H192ZM195 225H196V223H195ZM217 225V224H216ZM117 226H119V225H117ZM116 227V226H115ZM128 227H129V225H128ZM188 227V225L186 226V228ZM194 227V226H193ZM192 227V228H193ZM216 227V226H215ZM238 227V226H237ZM107 228V229H108ZM191 228V227H190ZM191 228V229H192ZM111 229H112V227H111ZM110 229V230H111ZM121 229V228H120ZM134 229V228H133ZM152 229V228H151ZM104 230H106V229H104ZM135 230H138L137 228L135 229ZM193 230V229H192ZM141 231V230H140ZM191 231V230H190ZM238 231V230H237ZM237 231H234L233 229H231V228H229V226L228 225H225L224 227H223V229L222 230H218L217 228H214V229H210L209 231H206V233L205 232H203V231H201V236H202V239H204L205 238V236L207 235V234H209V236H211L212 238H210L209 240H208V242L205 244V242H203V243H201L200 245H198L197 246V248H202L203 246H204V248H202V249H204V250H206V254H207V256H214V259L212 258V259H210V263H211V261H212V263L213 264H264V251L261 249V248H257L252 242H251V240L249 241V240H247V241H243V238L241 239L240 237H239V235L237 234L238 232ZM80 230H79V233L78 234H80ZM113 232V231H112ZM194 232V231H193ZM108 233V232H107ZM111 233V232H110ZM191 233V232H190ZM77 234V233H76ZM128 234V233H127ZM146 234L148 235V234H150V232H146ZM103 235V234H102ZM118 235V234H117ZM123 235H125V234H123ZM129 235V234H128ZM137 235H139V234H137ZM137 235H130V237H132V239L130 238H128L130 241H133L132 242V244H135L136 243V241H138V240H136L135 241V239L137 238ZM188 235V234H187ZM89 236V235H88ZM113 236V235H112ZM119 236H121V235H119ZM185 236V235H184ZM191 236H193V235H191ZM238 236V237H237ZM107 237V236H106ZM115 237V236H114ZM124 237V236H123ZM128 236H126V238H127ZM195 237V236H194ZM199 236H197V238H198ZM90 238V237H89ZM95 238V237H94ZM139 238V237H138ZM191 238V237H190ZM240 238V239H239ZM108 239V238H107ZM112 239V238H111ZM122 239V238H121ZM85 240V239H84ZM124 241H125V237H124V239H123ZM122 240V241H123ZM74 241V240H73ZM200 241V240H199ZM198 241V242H199ZM92 242V241H91ZM117 242V241H116ZM126 242V241H125ZM168 242V241H167ZM195 242V241H194ZM198 242H197V244H198ZM76 243H77V241H76ZM83 243H84V241H81V242H79V249H80V247L83 245ZM86 243V242H85ZM87 243H88V241H87ZM90 243V242H89ZM118 243V242H117ZM123 243V242H122ZM128 243V242H127ZM193 243V242H192ZM241 243V244H240ZM242 243L243 244H248L249 245V248H243L242 246H244V245H242ZM70 244V243H69ZM106 244V243H105ZM108 244V243H107ZM110 244H112V243H110ZM116 244V243H115ZM119 244L120 243H118L117 245L119 246ZM130 244V243H129ZM85 245V244H84ZM126 245V244H125ZM131 245V244H130ZM129 245V246H130ZM105 246V245H104ZM114 246V245H113ZM133 246V245H132ZM76 247H77V245H76ZM106 247V246H105ZM109 247V246H108ZM126 247V246H125ZM131 247V246H130ZM173 247V246H172ZM120 248V247H119ZM134 248V247H133ZM164 248H167V250H165ZM195 248L196 247H193V246H191V244L190 243H187V242H175V248H171V244H165V242H164V244H161V246L158 248V250L160 249L162 252H163V254L164 253H169V252H171L170 254H176L175 252L176 251H179L180 249L181 250H185V252H187V254H189L188 252H191V250H195ZM76 250V249H75ZM114 250H116V249H114ZM112 251V250H111ZM139 251H141V250H139ZM199 251V250H198ZM109 252V251H108ZM113 252V251H112ZM154 252V251H153ZM106 254V253H105ZM111 254V253H110ZM113 254V253H112ZM154 254H155V252H154ZM123 255H125V254H123ZM152 255V254H151ZM205 255V254H204ZM257 256V259H255V260H253L252 258V256ZM132 256V255H131ZM130 256V257H131ZM148 256V255H147ZM147 256L145 255V256H139L138 254H134L133 255V260L134 261H136V262H141V264L142 263H147V264H172V261L171 260H169V259H166L167 257H166V255H165V257L166 258H163V257H157V258H147ZM162 256V255H161ZM87 257V256H86ZM90 256H88V260H87V262L88 261H90L91 259L90 258H92V257H90ZM122 257V254H120V256L117 258V259H120L119 261L121 262V264H126V262L129 260V259H127V258H125V259H123V257ZM129 257V258H130ZM193 257V256H192ZM85 258V257H84ZM94 258L95 257H93V259L92 260H94ZM107 258H108V256H107ZM202 258V257H201ZM97 259H98V257H97ZM190 259H191V257H190ZM189 259V260H190ZM208 259V258H207ZM96 260V259H95ZM156 260H158V263L156 262ZM192 260V259H191ZM74 261H78L76 258H72V257H70L69 258V260H68V263H73ZM132 261V260H131ZM81 262V261H80ZM85 262V261H84ZM117 262H118V260H117ZM209 262V261H208ZM246 262V263H245ZM70 263V264H71ZM114 263V262H113ZM116 263V262H115ZM95 264V263H94ZM97 264H99V263H97ZM101 264V263H100Z\"/></svg>",
  "mask_w": 264,
  "mask_h": 264
}]
</instances>
